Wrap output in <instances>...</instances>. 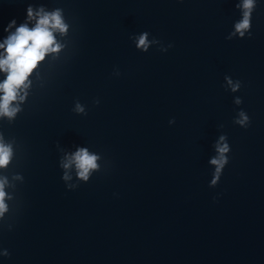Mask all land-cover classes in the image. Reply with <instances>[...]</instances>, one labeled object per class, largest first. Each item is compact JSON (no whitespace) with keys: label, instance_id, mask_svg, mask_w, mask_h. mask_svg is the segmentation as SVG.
<instances>
[{"label":"clouds","instance_id":"9594fccd","mask_svg":"<svg viewBox=\"0 0 264 264\" xmlns=\"http://www.w3.org/2000/svg\"><path fill=\"white\" fill-rule=\"evenodd\" d=\"M177 2L181 3L182 0ZM232 7L237 18L232 21L224 39L252 38V18L258 8L257 0H233ZM74 30L72 17L64 7L34 2L25 4L21 19L13 16L0 26V124L11 126L35 91L45 88L51 70L69 55V34ZM128 39L135 50L142 53L150 48L165 53L172 47L171 42L165 44L146 30L132 33ZM112 75L118 77L119 70L114 67ZM220 86L229 94H234L241 89L242 82L225 74ZM91 103L97 105L100 101L93 98ZM232 104L236 106L232 124L247 129L251 119L239 107L242 97L233 95ZM71 111L81 116L87 114L86 106L78 99L73 100ZM174 122V118H169V125ZM218 128H223V124L218 125ZM55 148L59 179L66 190H75L78 183H87L93 173L100 171L98 161L103 156L89 145L73 144L64 147L57 143ZM210 149L211 154L207 158L210 178L207 185L215 188L230 159L231 146L226 133L220 132L211 142ZM22 151L17 137L0 129V232L13 229L14 217L20 207L17 182L22 185L24 176L20 171L11 169L14 162L17 166ZM70 173L76 177V182L71 184L67 183L72 178ZM215 199L214 196L213 202ZM9 255L8 249L0 246V258L6 259Z\"/></svg>","mask_w":264,"mask_h":264}]
</instances>
